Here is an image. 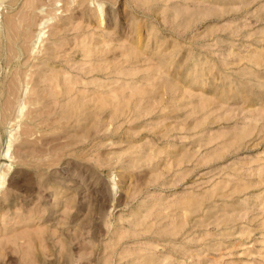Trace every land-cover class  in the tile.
I'll return each instance as SVG.
<instances>
[{
	"label": "rangeland",
	"instance_id": "rangeland-1",
	"mask_svg": "<svg viewBox=\"0 0 264 264\" xmlns=\"http://www.w3.org/2000/svg\"><path fill=\"white\" fill-rule=\"evenodd\" d=\"M0 264H264V0H0Z\"/></svg>",
	"mask_w": 264,
	"mask_h": 264
},
{
	"label": "bare ground",
	"instance_id": "bare-ground-1",
	"mask_svg": "<svg viewBox=\"0 0 264 264\" xmlns=\"http://www.w3.org/2000/svg\"><path fill=\"white\" fill-rule=\"evenodd\" d=\"M23 24H24V23H23ZM23 34H24V33H23ZM10 136H11V135H10ZM9 140H10V138H9ZM10 141H11V140H10ZM11 142H12V141H11ZM11 144H12V143H11ZM11 144H10V142H8V145L6 144V145H7V149H6L5 151H3V153H4L5 155H8V152H9V145L11 146ZM4 154H3V155H4ZM5 155H4V156H5Z\"/></svg>",
	"mask_w": 264,
	"mask_h": 264
}]
</instances>
